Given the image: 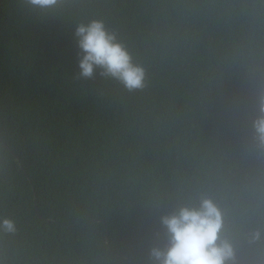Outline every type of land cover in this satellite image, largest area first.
I'll use <instances>...</instances> for the list:
<instances>
[{
    "label": "trees",
    "instance_id": "1",
    "mask_svg": "<svg viewBox=\"0 0 264 264\" xmlns=\"http://www.w3.org/2000/svg\"><path fill=\"white\" fill-rule=\"evenodd\" d=\"M91 20L143 88L79 76ZM261 95L264 0H0V264H153L160 218L202 197L234 264H264Z\"/></svg>",
    "mask_w": 264,
    "mask_h": 264
},
{
    "label": "clouds",
    "instance_id": "2",
    "mask_svg": "<svg viewBox=\"0 0 264 264\" xmlns=\"http://www.w3.org/2000/svg\"><path fill=\"white\" fill-rule=\"evenodd\" d=\"M32 8L46 10L64 0H26ZM78 48L77 67L81 78L90 79L94 73L115 80L128 91L144 87L145 70L135 64L127 48L117 41L101 20H91L75 27ZM257 116L252 121L255 140L264 146V95L258 97ZM166 230L164 247H153V264H234L232 245L222 239L223 214L210 198L202 197L198 206L184 205L170 215L160 218ZM15 222L0 218V232L12 233ZM260 233L254 234L259 238Z\"/></svg>",
    "mask_w": 264,
    "mask_h": 264
}]
</instances>
